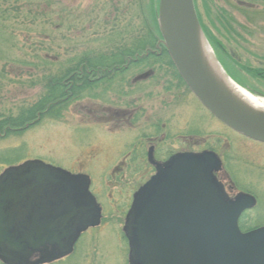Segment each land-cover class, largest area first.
I'll use <instances>...</instances> for the list:
<instances>
[{
    "label": "rangeland",
    "instance_id": "obj_1",
    "mask_svg": "<svg viewBox=\"0 0 264 264\" xmlns=\"http://www.w3.org/2000/svg\"><path fill=\"white\" fill-rule=\"evenodd\" d=\"M138 1L0 0V121L38 101L46 79L61 75L72 58L109 53L101 38L113 22L125 27L129 15L137 24ZM196 8L223 71L264 98V0H196ZM164 61L152 56L23 131H1L0 173L37 160L91 181L101 223L79 239L70 257L53 264H127L122 228L132 194L152 174L143 158L147 139L159 153L215 150L227 186L249 190L258 201L242 232L264 221V145L234 135L211 117ZM122 90L129 95L119 97Z\"/></svg>",
    "mask_w": 264,
    "mask_h": 264
},
{
    "label": "water",
    "instance_id": "obj_2",
    "mask_svg": "<svg viewBox=\"0 0 264 264\" xmlns=\"http://www.w3.org/2000/svg\"><path fill=\"white\" fill-rule=\"evenodd\" d=\"M157 22L171 63L201 106L230 130L264 144V114L244 111L207 76L193 0H159ZM220 168L212 152L177 154L157 166L124 220L128 264H264V227L241 233L237 226L255 201L245 194L227 201L212 175ZM88 189L87 176L37 160L4 170L0 262L47 264L68 255L79 235L100 222Z\"/></svg>",
    "mask_w": 264,
    "mask_h": 264
},
{
    "label": "trees",
    "instance_id": "obj_3",
    "mask_svg": "<svg viewBox=\"0 0 264 264\" xmlns=\"http://www.w3.org/2000/svg\"><path fill=\"white\" fill-rule=\"evenodd\" d=\"M138 2L141 13L138 17L137 24L135 21L133 22V19L129 15L125 19L127 22L123 21L125 27H122L120 23L116 25L113 22L110 25L109 32H105L101 38L102 43H104L102 47L110 48L109 53L103 54L101 51H97L96 54L92 53L96 57L91 56L90 53H82L80 56L69 60L71 66L65 69L61 75L46 79L45 92L40 96L38 101L26 108V110L21 109L19 116L16 118H7L0 121V134L6 127L20 129L25 124L33 122L37 118L42 120L47 115L56 113L67 102L78 99L84 92L95 90L97 84L101 86L102 84L106 85V83H109L108 80L110 77L100 76L97 84H95V77L97 76H95V69L121 67L127 60L135 58L148 48H153L157 40H160V34L157 28L158 0H139ZM194 3L196 5V0H194ZM113 9L116 12L119 10L117 7H113ZM197 17L208 43L216 51L217 46H215L201 22L198 11ZM115 55H118V57H115L117 59L113 60L111 56ZM163 57L165 61L162 59ZM159 59L164 61L162 64L171 66L164 51ZM107 60L110 62H107ZM144 61L145 59H142L138 63ZM247 73L254 75L256 71L247 70ZM9 132V130H5L3 133L8 134Z\"/></svg>",
    "mask_w": 264,
    "mask_h": 264
},
{
    "label": "flooded vegetation",
    "instance_id": "obj_4",
    "mask_svg": "<svg viewBox=\"0 0 264 264\" xmlns=\"http://www.w3.org/2000/svg\"><path fill=\"white\" fill-rule=\"evenodd\" d=\"M151 51V53H149L147 56H149V55H153V56H155V57H157V58H159L161 55H162V52H163V48L162 47H160V46H158V45H156L155 47H154V50H150ZM162 66H165V67H171V68H173V66L171 65V66H169V65H166V64H161ZM160 65V66H161ZM132 66L133 67H138V66H141V63H135V64H132ZM128 67H129V65L128 66H122V67H116V68H112V69H95V84H97V81L100 79V76L102 77V76H108V77H110L109 78V82H111V81H113L114 80V76H124V75H126V72L128 71ZM174 69V68H173ZM174 71H175V69H174ZM149 74V73H148ZM175 74H176V76H177V73L175 72ZM120 79H122V78H120ZM119 79V80H120ZM177 80H178V78H176ZM99 84H97L96 86H95V88H99ZM124 88V87H123ZM104 91V90H103ZM188 91V90H187ZM189 92V91H188ZM190 93V92H189ZM129 94H128V92L127 91H125V90H122L121 91V93L119 94V97H127ZM99 97V96H98ZM118 97V98H119ZM117 102H119V99H117ZM110 115H112V116H114V115H116L115 117H118V118H120L121 119V117H119V116H117V114H115V112L113 113V112H111V110H108L107 111ZM228 130V129H227ZM230 132H232V131H230ZM234 135H237V134H235L234 132H232ZM237 136H239V135H237ZM241 137V136H240ZM143 139V138H142ZM147 148H146V151H145V153H144V155H143V158H144V160H145V164L151 169V171H152V174L149 176V178H147L141 185H140V187H138V189L132 194V198H133V195L143 186V185H145L152 177H154L156 174H157V166H162L164 163H166V162H168L173 156H175V155H177V154H199V153H202V152H213V153H215L217 156H218V158H219V160H220V162H221V169H220V171H218V172H216V173H213L214 174V177H215V179L217 180V182H219L220 184H221V186H222V188H223V191H224V194H225V196H226V198L228 199L227 201H234L233 199L235 198V197H237V195L238 194H240V193H244V194H247V195H250V196H252L254 199H255V205L251 208V209H247V210H244L241 214H240V216H239V218H238V226H239V228L240 229H242V226H245V224L246 225H249V224H247V223H244L245 221H246V219H245V217H246V215L247 214H249V213H251V212H253V211H255L256 209H257V205H258V201H257V199H256V197H254L252 194H250L249 192V190L247 191V192H243V191H240V190H238L237 188H235V187H233V186H231V187H228L227 186V183H226V180H225V178L222 176V172H223V170H224V163H223V160L221 159V157L216 153V151L215 150H213L212 148H206V149H203V150H200V151H183V152H172V151H165V152H162V153H159V150H158V147H156V143L154 142V140H152V139H147ZM246 191V190H245ZM132 202V201H131ZM130 206H131V204H130ZM130 208V207H129ZM129 210V209H128ZM254 225V227H250V226H247L249 229H245V230H247V231H250V230H256V229H259V228H261V227H263L264 226V221H262V222H256V223H254L253 224ZM253 225H251V226H253ZM89 231V229L85 232V233H87ZM77 243L78 242H76V244H75V246L73 247V252H72V254L74 253V251H75V248H76V246H77ZM71 254V255H72ZM71 255H69L68 257H70ZM68 257H66V258H68ZM66 258H64V259H66ZM64 259H62V260H60V261H63Z\"/></svg>",
    "mask_w": 264,
    "mask_h": 264
},
{
    "label": "bare ground",
    "instance_id": "obj_5",
    "mask_svg": "<svg viewBox=\"0 0 264 264\" xmlns=\"http://www.w3.org/2000/svg\"><path fill=\"white\" fill-rule=\"evenodd\" d=\"M199 52L208 78L215 83L225 96L248 113L264 114V99L250 95L230 81L218 66L204 39L201 40L199 45Z\"/></svg>",
    "mask_w": 264,
    "mask_h": 264
}]
</instances>
